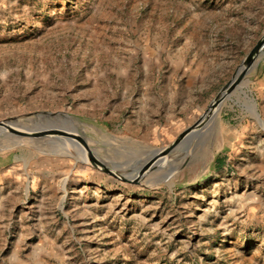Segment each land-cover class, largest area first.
I'll list each match as a JSON object with an SVG mask.
<instances>
[{"label":"rangeland","instance_id":"obj_1","mask_svg":"<svg viewBox=\"0 0 264 264\" xmlns=\"http://www.w3.org/2000/svg\"><path fill=\"white\" fill-rule=\"evenodd\" d=\"M263 35L264 0H0V264H264V53L207 112Z\"/></svg>","mask_w":264,"mask_h":264},{"label":"water","instance_id":"obj_2","mask_svg":"<svg viewBox=\"0 0 264 264\" xmlns=\"http://www.w3.org/2000/svg\"><path fill=\"white\" fill-rule=\"evenodd\" d=\"M263 53H264V35L259 40L257 45L253 48V50L243 60V62L237 68V70L235 71L233 76L229 79V81L220 89V91L217 94L216 98L214 99L213 103H211L210 109H207V112L210 110L215 111L216 108L220 106L223 99H225L227 96H229L239 85H241L243 78H244L245 74L247 73V71L254 64L255 60L257 58H259ZM247 59H250V62L248 64V66L243 68V64ZM18 118L19 117L13 116V117H9V118L0 120V128H7L10 131L14 132L13 134H21L22 135L23 132H21V130L17 129L19 127L14 125L16 123V120H18ZM199 124H201L200 121L195 123L193 126L189 127L183 134L180 135V137L175 142H173L171 145H169V147H164L163 149L160 150V152H154L152 154V157H149L150 162L146 163V165H144L143 168L144 169L151 168L154 165L153 161H156L157 159L162 160V159L167 158V154L169 155L170 151H172L176 145L180 144L179 146H181L182 143L188 138L189 135L195 136L196 134H198V132H199L198 127L200 126ZM36 130L37 131L32 132V134H35V135L50 134L51 135V134H62V132H63L59 129H56L53 126L46 127L44 125H41V129H36ZM72 141L75 142L76 145H78V143L76 141H74V140H72ZM96 160L105 170H107L108 172H110L114 175L117 174L114 169L107 167L100 160H98V159H96Z\"/></svg>","mask_w":264,"mask_h":264},{"label":"bare ground","instance_id":"obj_3","mask_svg":"<svg viewBox=\"0 0 264 264\" xmlns=\"http://www.w3.org/2000/svg\"><path fill=\"white\" fill-rule=\"evenodd\" d=\"M248 64H249V62L248 61H245L244 62V64H243V68H245L246 66H248ZM261 119V118H260ZM21 124H23L22 122H21ZM20 123H19V125H21ZM30 124L32 125V128H34V129H37V127H36V124H35V122H33V119H31L30 120ZM19 125H18V127H19ZM24 126V125H23ZM25 127H28V126H25ZM21 129V128H20ZM29 129V128H28ZM22 130V129H21ZM12 137V139L13 140H11V137ZM15 136H12L11 135V133L9 132V130L8 129H6V128H0V143H1V141L2 142H5L6 141V143L10 140V142L12 141H14L15 140ZM61 147H64V148H67L68 149V151L69 152H71V147H67V146H65V144L64 145H62ZM76 155V154H75ZM77 156V155H76ZM150 156V155H149ZM150 157H152V155L150 156ZM84 158H86V157H84ZM141 161V160H140ZM156 161H158V159L156 160ZM156 161H153V162H156ZM148 162H150V160H148L147 162H145V161H142L141 162V166L143 165H146V163H148ZM126 166V165H125ZM125 168V167H124ZM135 172V170H134V168H133V166L131 165V163H129V164H127V166H126V168H125V174H127V175H134V174H136V173H134Z\"/></svg>","mask_w":264,"mask_h":264}]
</instances>
